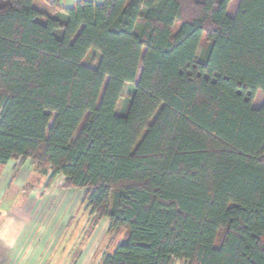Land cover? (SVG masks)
I'll return each instance as SVG.
<instances>
[{
    "label": "trees",
    "instance_id": "1",
    "mask_svg": "<svg viewBox=\"0 0 264 264\" xmlns=\"http://www.w3.org/2000/svg\"><path fill=\"white\" fill-rule=\"evenodd\" d=\"M43 1L0 0V167L85 190L98 264H264V0Z\"/></svg>",
    "mask_w": 264,
    "mask_h": 264
},
{
    "label": "crops",
    "instance_id": "2",
    "mask_svg": "<svg viewBox=\"0 0 264 264\" xmlns=\"http://www.w3.org/2000/svg\"><path fill=\"white\" fill-rule=\"evenodd\" d=\"M57 1L62 7H72L79 0ZM90 1L102 4L104 0ZM36 2L38 10L50 12L49 5ZM45 182L30 160H12L0 167V264H89L82 249H76L78 240L61 233L56 218L60 206H45L49 198H56L49 189L52 183L46 188Z\"/></svg>",
    "mask_w": 264,
    "mask_h": 264
},
{
    "label": "rangeland",
    "instance_id": "3",
    "mask_svg": "<svg viewBox=\"0 0 264 264\" xmlns=\"http://www.w3.org/2000/svg\"><path fill=\"white\" fill-rule=\"evenodd\" d=\"M42 3L46 7L43 0H37L36 5ZM239 0H233L228 8V14L234 16L238 8ZM205 44L203 39L202 45L198 51V56L202 52V47ZM95 59L88 58L87 64L94 65ZM264 101V96L261 91L256 94L254 106L259 107ZM46 177L45 187L49 182V177ZM48 180V181H47ZM64 177H57L51 184L50 192L55 193L56 198H50L46 201V205L60 206L59 212L56 214L57 221L60 222L61 233L64 232V237L75 238L78 240L77 250L82 249L83 254L90 259L89 264H98L105 254H111L117 245L124 239L125 232L122 230L118 233H110L108 231V220H101L93 233L90 235L89 230L93 216L90 215V209L86 203L82 202L85 190L77 189H62ZM47 188V187H46ZM45 188V189H46ZM47 189V190H49ZM48 197V196H47ZM53 208L49 211L51 215ZM81 244V245H80ZM173 264H186L184 261H174Z\"/></svg>",
    "mask_w": 264,
    "mask_h": 264
}]
</instances>
